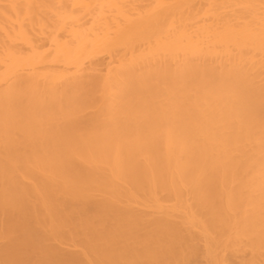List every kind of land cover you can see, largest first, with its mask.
<instances>
[{"label":"bare ground","instance_id":"1","mask_svg":"<svg viewBox=\"0 0 264 264\" xmlns=\"http://www.w3.org/2000/svg\"><path fill=\"white\" fill-rule=\"evenodd\" d=\"M0 264H264V0H0Z\"/></svg>","mask_w":264,"mask_h":264}]
</instances>
